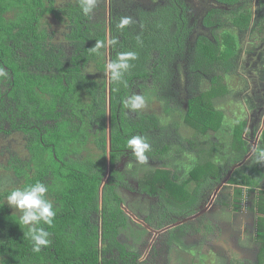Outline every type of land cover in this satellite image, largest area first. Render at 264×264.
I'll return each mask as SVG.
<instances>
[{"label":"trees","instance_id":"16d2710c","mask_svg":"<svg viewBox=\"0 0 264 264\" xmlns=\"http://www.w3.org/2000/svg\"><path fill=\"white\" fill-rule=\"evenodd\" d=\"M113 1L106 21V0H96L87 15L82 0H0V132H20L28 154L0 161L11 176L9 184L0 180V264H154L141 259L148 230L122 206L153 229L166 228L165 253L187 250L185 237L211 229L205 213L191 217L222 181L239 195L242 188L254 193L250 209L262 212L255 205L264 199L257 182L264 179V128L253 148L244 134L254 136L259 125L248 128L243 110L228 116L225 108L232 102L255 109L236 81L246 82L240 74L245 42L251 48L264 42V15L252 24L251 0H212L200 19L207 33L192 39L196 23L187 0ZM123 17L132 22L119 28ZM58 23L64 41L54 43L49 28ZM97 41L104 46L96 49ZM107 42L111 62L136 54L119 78L110 70L109 126ZM135 95L145 101L139 109L131 107ZM134 135L150 146L145 162L127 146ZM36 182L46 186L42 198L55 211L52 225H34L49 233L39 252L30 226L19 221L22 212L5 199L13 188ZM130 193L147 205L127 203ZM257 240L264 250L262 237ZM232 257L228 264L252 263Z\"/></svg>","mask_w":264,"mask_h":264},{"label":"rangeland","instance_id":"374dc122","mask_svg":"<svg viewBox=\"0 0 264 264\" xmlns=\"http://www.w3.org/2000/svg\"><path fill=\"white\" fill-rule=\"evenodd\" d=\"M62 1L64 0H59V3ZM154 1L155 0H114L113 3L123 6H132L139 3L151 4ZM187 1L191 6L192 20L196 23L193 39L198 33H207L205 28L200 25V19L205 11L213 6V1ZM110 3L111 0H106L105 2L104 15L106 20H109ZM251 10L253 24L258 20L259 16L264 15V0H251ZM101 13L103 14V12ZM101 13L95 11L93 16L98 15L100 17ZM48 19L55 20L51 15L48 16ZM63 28V25L60 23H58V25L51 24L49 30L52 32L53 38L55 36L56 41L54 43L63 40ZM107 36H109L108 29ZM251 46L253 45L248 42H245L243 45L244 49L241 56L240 74L244 77L246 84L241 82L242 79L237 78L236 87L238 89L236 90L241 88L244 89L245 98H249L250 101L256 103L255 109L250 111L247 110L246 105H244L243 108L237 103L227 102L225 112L229 116L232 115V110L236 109L237 114L240 116L241 110H243L245 114H242V116L247 120L248 128H255L256 125H259L257 133L254 136L251 132H249V134H244L245 138L253 145V148H255V146H260L262 143V130L264 128V42L255 48H251ZM105 79L108 81L107 77H105ZM221 84H224L223 80ZM216 91L220 92V87H218ZM180 92L183 93L184 91L180 90ZM183 109L185 110V106ZM219 115L220 113L217 115L216 121L221 120ZM106 123L107 126H109V118L106 119ZM189 125L192 127L191 124ZM185 128L187 129V126H185ZM13 154H18L19 156L17 157L19 160L28 156L24 148L23 135L20 132L4 127L3 132H0L1 163H6L9 160L17 161L13 159L15 156ZM120 166H122L121 163ZM9 175L10 173L6 176L3 169L0 168L1 181H6L7 184H9L11 179ZM104 177L108 178V175L105 174ZM131 181L133 182L134 180ZM257 182L258 188L264 189V179H259ZM4 188L5 185L3 182H0V190ZM213 188L214 190L207 196V201L204 202L200 211L191 217L194 218L195 216L205 213L206 219L211 225V229H202L203 231L200 234L185 237L183 242L185 247L188 248L187 250L174 247L169 253H165L161 236H163V231L166 228L154 230L149 228L147 223L138 221V219L133 216L135 221L140 222L143 227L149 230L148 243L142 250L141 259L151 258L154 264H228L233 259L232 255L235 254L239 259L244 261L248 259L252 262L251 264H258L260 260H263L264 250H259L257 237H262L264 243V220L258 225L264 218V199L257 202L259 206L255 205V208H257L256 210H261L262 212L254 215L250 209V206L255 202L252 199L254 193L252 194V192L242 188L240 192H243V195H239L236 193L235 187L226 186L225 181L220 182ZM129 195L130 196H127V203L131 204V202L135 200L140 203L143 201V206L147 205L145 204L147 202L144 197L131 193ZM184 195L187 197L188 193L184 192ZM122 208L125 212H128V208L125 206H122ZM258 232H263V234H258ZM153 247L154 249L152 251Z\"/></svg>","mask_w":264,"mask_h":264},{"label":"clouds","instance_id":"9594fccd","mask_svg":"<svg viewBox=\"0 0 264 264\" xmlns=\"http://www.w3.org/2000/svg\"><path fill=\"white\" fill-rule=\"evenodd\" d=\"M95 3L96 0H82L81 7L83 13L85 15L90 13L94 8ZM93 20L95 19L93 18ZM131 22L132 21L130 17H123L119 21L118 27L124 28L125 26L129 25ZM114 42L115 41H110V43H114ZM107 44L108 46L106 47V51H105V55L107 57L106 64L108 61L107 71H106V77L108 80L106 81L107 82L106 112L108 113L107 118H109L110 94L108 87L110 80V70L113 78H119L120 76L119 70L121 68L129 67L128 61L136 59V54L134 52L122 53L120 54L117 62H111L110 53H109V42H107ZM103 46H104L103 42L97 41L95 48L99 49ZM2 72H4V70L0 69V73ZM144 103H145L144 98L140 95H135L134 97L131 98V107L133 109H139L143 107ZM127 146L133 149V154L140 162L146 161L144 152L146 149H149L150 146L147 143L145 137L141 135H134L127 140ZM193 181L194 179H192V181L188 185L191 186ZM213 190L214 188L208 194L205 193V195L209 196ZM45 191H47L46 186L41 182H36L34 185H28L23 188H13L8 192L5 198L10 207H14L15 209L22 212V215H20L19 217L20 223L23 225L30 226L29 235L32 241L34 242L33 245L34 252H39L41 245L46 246L49 243L48 240H44L42 238L43 236H47L49 233L45 231L43 228L34 227V225L40 223L41 221H43L47 225H52L53 223L52 218L55 216V211H53L52 209V204L42 198Z\"/></svg>","mask_w":264,"mask_h":264},{"label":"flooded vegetation","instance_id":"af4514ba","mask_svg":"<svg viewBox=\"0 0 264 264\" xmlns=\"http://www.w3.org/2000/svg\"><path fill=\"white\" fill-rule=\"evenodd\" d=\"M109 171V170H108ZM204 203H200V207H202V205H203ZM130 210H128V212H126L132 219H134V217L135 218H137V216L134 214V213H132L131 211V213L129 212ZM134 216V217H133ZM138 219V218H137ZM139 221H142V222H144L142 219H138ZM136 222V221H135ZM138 223H140V222H138ZM145 223V222H144ZM179 224V222H177V223H175L174 225H178ZM148 226H149V228H152L149 224H147ZM174 225H171V226H174ZM144 228H146V227H144ZM147 229V228H146ZM153 229V228H152ZM148 230V229H147ZM154 230H156V229H154ZM148 232H149V230H148ZM147 238H149V234L147 235ZM147 243H148V240H147ZM147 246V244L143 247V249L145 248ZM242 260V259H241Z\"/></svg>","mask_w":264,"mask_h":264},{"label":"water","instance_id":"95a60500","mask_svg":"<svg viewBox=\"0 0 264 264\" xmlns=\"http://www.w3.org/2000/svg\"><path fill=\"white\" fill-rule=\"evenodd\" d=\"M109 139H110V137H109V134H108V140H109ZM107 172H108V171H107ZM107 174H108V173H107ZM107 179H108V178H105V177H104V178H103V182L106 183V182H107Z\"/></svg>","mask_w":264,"mask_h":264},{"label":"crops","instance_id":"0c3cea01","mask_svg":"<svg viewBox=\"0 0 264 264\" xmlns=\"http://www.w3.org/2000/svg\"><path fill=\"white\" fill-rule=\"evenodd\" d=\"M109 121H110V119H109ZM109 125V124H108ZM159 166H161V165H159ZM167 167H169V166H167Z\"/></svg>","mask_w":264,"mask_h":264}]
</instances>
